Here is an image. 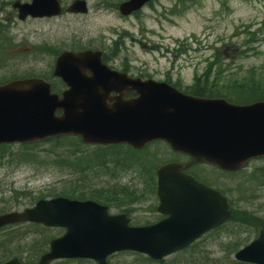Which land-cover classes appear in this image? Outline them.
Segmentation results:
<instances>
[{
    "label": "water",
    "instance_id": "water-1",
    "mask_svg": "<svg viewBox=\"0 0 264 264\" xmlns=\"http://www.w3.org/2000/svg\"><path fill=\"white\" fill-rule=\"evenodd\" d=\"M150 1L129 0L120 12L129 15ZM13 8L20 20L61 13L57 0L16 2ZM68 11L84 14L86 4L76 1ZM101 56L85 51L59 57L54 74L68 87L62 97L52 94L50 85L39 79L0 86V144L76 135L86 144H127L140 149L160 140L174 151L226 171H237L251 158L264 156V102L237 106L223 99L186 95L164 82L111 71ZM128 92L136 97L125 99ZM181 169L169 163L157 170L158 211L168 217L154 225L131 228L124 216H109L95 202L53 198L38 201L23 214L1 216L0 227L35 222L65 228V235L51 241L50 252L39 264L75 258L106 264L108 256L120 251L161 260L230 217L225 198L183 176ZM235 259L264 264V235L241 249Z\"/></svg>",
    "mask_w": 264,
    "mask_h": 264
},
{
    "label": "rangeland",
    "instance_id": "rangeland-1",
    "mask_svg": "<svg viewBox=\"0 0 264 264\" xmlns=\"http://www.w3.org/2000/svg\"><path fill=\"white\" fill-rule=\"evenodd\" d=\"M60 1L68 7L75 0ZM86 1V15L65 13L53 20L24 22L17 19L12 5L5 1L0 20H8L6 49L13 59L0 67V80L50 74L51 57L31 54L35 45L48 42L59 50L67 47L103 49L114 68L129 70L134 76L169 82L187 93L197 89L220 90L223 97L232 98L240 90V84L264 83V0H157L137 16L130 17H122L118 11L125 0ZM261 89L264 90V86ZM51 147V144L38 147L42 152L36 153V159L35 151L25 158L18 157V145L7 153L0 151V211L8 205L9 191L13 188L19 191L17 197L21 196L25 202L18 206L27 205L56 193L57 189L64 190L68 186L62 185L63 181L76 177L79 170L67 168L56 157L63 152H74L75 146ZM93 149L85 150L90 160L97 158ZM149 150L146 156H140L146 161L145 170L169 160L164 157L168 156L167 148L154 145ZM156 150L162 155L157 152L152 155ZM111 152L123 155L106 159L108 169L94 167L83 171L84 176L94 182V190L104 188L106 192H119L137 185L146 191L148 179L140 177L142 167L133 168L135 161L129 162L125 149ZM68 157L72 159V154ZM119 161L122 163H116ZM260 168L261 163L254 162L244 172L246 177L244 173L230 176V188L235 198L247 201L242 206L259 205L264 216V199L259 202V196L263 195L257 190L256 182L257 174L262 172ZM130 177H135V181H130ZM137 199L140 201L131 207L132 216L137 224H144L153 216V197L141 195ZM257 213L261 214L258 210ZM232 232L236 234L225 241L214 234L215 238L194 253L168 257L163 264H233L227 248L232 244H247L249 241L245 240L255 234L249 229L247 233L243 229H232ZM59 233H45L35 227V252L45 247L49 237ZM111 264L145 263L143 256L122 254Z\"/></svg>",
    "mask_w": 264,
    "mask_h": 264
},
{
    "label": "flooded vegetation",
    "instance_id": "flooded-vegetation-1",
    "mask_svg": "<svg viewBox=\"0 0 264 264\" xmlns=\"http://www.w3.org/2000/svg\"><path fill=\"white\" fill-rule=\"evenodd\" d=\"M2 0H0L1 3ZM31 0H23V2H30ZM62 4V1H59ZM1 5V4H0ZM67 7L63 6V12L66 10ZM2 9V6H1ZM65 14V13H63ZM62 14V15H63ZM61 15V16H62ZM1 17V16H0ZM53 18H43V19H35V20H53ZM30 20V19H29ZM6 26L7 21L6 20H0V67L7 62L8 59L11 58L8 54V50L6 49V46H8L7 43V37H6ZM92 50H97V48H91ZM65 50H69L72 52H81L86 49L82 48H65L63 50L56 49L55 46H50L48 42H45L44 44L35 45V49H33V52L31 54L35 56H40L47 54L51 57V60L48 62V65L52 69L50 78L48 79L49 82L53 86V90H55V93L60 94L64 90V84L61 79L57 78L53 74V68L55 65V61L57 59V56L64 52ZM59 53V54H58ZM58 54V55H57ZM110 65V64H109ZM112 66V65H111ZM112 68V67H111ZM16 77V76H15ZM6 78V77H5ZM7 79V78H6ZM17 78L10 79L9 81H12ZM116 147V146H111ZM127 149L131 155L130 158L134 155V153H139L141 155L146 156L149 153L150 145L146 148H143L141 150H134L130 148L129 146H119ZM156 152L160 155H162L161 152L155 151L152 153V155H155ZM168 156L167 162H175L180 164L182 167L181 173L185 176H189L195 180L198 184H201L209 189H212L216 192H219L221 196H223L228 203V208L230 211V217L220 226L212 229V232L216 233L217 230L218 233H216V237L222 239V241H225L227 239H230L232 235H235V232H232V229H238V230H244V233H247L248 229L252 230V233L255 234L247 244L255 240L256 238L260 237L262 234H264V216L262 215V211L258 209L259 205L256 206H250L247 205L242 206L243 202L244 204L247 203V201L242 200L241 198L237 197L235 198L232 194V189L230 188V176L232 175H241L242 172L248 170L250 168V165L254 162H260L261 163V169L264 170V157L263 158H257L255 160H252L246 164V166L243 168V170H240L238 172H228L224 171L222 169L217 168L216 166L212 164L207 163H199L191 156L181 153V152H173L171 150H167L165 153ZM171 157V158H170ZM124 161V160H123ZM129 162H132L129 160ZM163 164V163H162ZM141 166V163L134 164L133 168L136 166ZM247 175H249L247 173ZM246 177V174L244 175ZM143 179H148V183L145 185L146 191L140 190L137 185H133L129 188H126L124 190H121L119 192H106V191H100V194L102 195L101 199L99 201L101 202V205L107 207V213L112 216H124L128 220L129 226H136L137 223L135 222L133 216H132V209L131 207L135 204L132 202L135 197L134 195H150L153 197L152 202V210L154 209L156 214L155 217L151 216L150 222L156 223L166 218V216L161 215L158 213V207H159V199L157 194V175H147L144 174L140 176ZM258 182V191L259 193H262L263 196H259V202L261 203V198L264 199V171L260 173L259 177H257ZM130 181L134 182L135 177H130ZM254 182V181H253ZM150 187H153V191H151ZM144 186L142 189H145ZM11 194V197L7 200L8 205H4V208H2L0 211V217L9 215L12 213H22L27 209H32L35 206V200L32 203H29L27 205H21V202L23 200L22 197H17V193L19 192L16 189H11L9 191ZM118 195H124L128 197H132L131 199H123L120 200L117 198ZM122 196V197H124ZM246 202V203H245ZM25 203V202H23ZM264 203V201H263ZM18 206L19 208H17ZM260 212L261 214L258 216ZM258 217V218H257ZM39 228L46 229L47 231H51L50 228H44L43 226L36 225ZM221 232V234L219 233ZM63 234L65 231L63 230ZM211 232L207 233L204 237L208 236ZM213 236V235H212ZM213 236V238H215ZM202 238V243H205L207 239ZM16 240L17 242H15ZM50 242V241H49ZM49 242L45 245V247L40 250L39 252H35V223H29V222H21L16 224H8L6 226H2L0 228V264H6L12 261L17 262V264H38L42 256L48 251L49 249ZM243 242V241H242ZM246 244L242 245L245 246ZM118 255H115L110 258V260L107 261V264H111L113 259L116 258ZM96 264L93 261L89 260H64V261H55L51 262L49 264Z\"/></svg>",
    "mask_w": 264,
    "mask_h": 264
},
{
    "label": "trees",
    "instance_id": "trees-1",
    "mask_svg": "<svg viewBox=\"0 0 264 264\" xmlns=\"http://www.w3.org/2000/svg\"><path fill=\"white\" fill-rule=\"evenodd\" d=\"M240 85H241L240 90H238V93L235 94L234 97L230 98L229 96H227L225 98L228 99L230 102L237 103V104H250V103H254V102L264 100V90L261 89L262 86H264V83L256 85V84H254V82H251L250 84L248 83L247 86H244L242 84H240ZM203 86H206V85H203ZM247 87H248V89H243V88H247ZM191 94L198 96V97H223L220 90L218 91V90L197 89V90L191 92ZM46 143L51 144V146H52L51 148H54L57 146H62V145L67 146L69 144L75 146L74 152H71L68 154H65L63 152L60 155H57L56 157L59 159V163H60V161H62L63 164L67 168H72V169H75L77 171L79 170L78 172L75 171L76 173L74 172L76 174V177H72V178L70 177L71 181L68 179L63 181L62 185H66L68 187L71 186L72 189L67 187L64 190H61L62 188H60V189L56 190L57 191L56 193H53V194L50 193L48 197H65V198H69V199L93 200V201L98 202L99 199H101V197H102V195L100 194V191H104V188H100L99 191L94 190L93 187H96V186H93L94 182H90V180L87 179L86 176H84L83 171L84 172L86 170L91 171L90 168H94V167H97V168H100L103 170L108 169V166L106 165L107 163L105 160L112 157V155H110V153H109V150L104 149V148H96V150L94 152L98 156H96L97 157L96 159L90 160L89 158L86 157L85 151H84L85 147L83 146V144L79 138H76V137H60V138L52 139L51 141H47ZM40 146H38L36 144V145L22 147L17 156L25 158V156H28V154H31L30 152L35 151V159H36L38 156L36 153L38 152V154H39L40 152H42V149L38 148ZM11 147L12 146H2V147H0V149H2L1 151H6V153H7V152L12 150ZM65 149H66V147H65ZM69 154H72V159H70L68 157ZM117 154H119V153H117ZM134 157H135L134 161H141L137 155H135ZM101 158H104L103 159L104 161L101 160ZM84 160H87L88 162L84 161ZM116 163H122V161H119ZM156 167L157 166H155L153 169H146L145 170L146 166H144V171H142V172L153 174L155 172ZM150 189L153 190V187H150ZM122 196H124V195H118L117 198H119L120 200L132 198V197H128V196H124V197H122ZM134 196L135 197L132 198V199H134L132 202L138 203L140 201L139 199H137L138 195H134ZM147 223L149 224V222H147ZM239 246L240 245H236V244L230 245V247L227 248L228 253L236 250ZM198 247H199V249L201 248V246H197V245L191 246L190 248H188L184 251L178 252L177 255L186 254L187 252L188 253H194L195 249H197ZM146 262H149V260ZM161 264H162V262H161ZM235 264H238V263H235Z\"/></svg>",
    "mask_w": 264,
    "mask_h": 264
}]
</instances>
